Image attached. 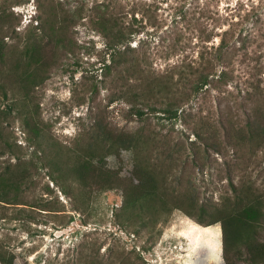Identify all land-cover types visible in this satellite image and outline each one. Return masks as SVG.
<instances>
[{
	"label": "rangeland",
	"instance_id": "1",
	"mask_svg": "<svg viewBox=\"0 0 264 264\" xmlns=\"http://www.w3.org/2000/svg\"><path fill=\"white\" fill-rule=\"evenodd\" d=\"M18 1L22 4L16 5ZM36 2L0 0V11H7V25L11 27L12 37L6 42L13 58L22 50V40L29 28L37 24L32 22L38 13ZM59 3L75 15L72 36L77 54L67 56L63 67L49 72L45 83L33 90L30 99L33 108L38 106L39 119L49 127L51 136L61 143H73L90 129L95 113L102 108L107 109L117 128H136L142 122L131 117L132 103L123 91L134 86L137 77L144 86L152 87L153 94L162 97L169 92L167 83L182 79V89L188 91L197 72L206 70L212 73L210 83L183 108L179 119L167 125L165 132L170 130L171 137L182 140L188 153L198 141L192 131L194 126L204 124L219 131L223 149L220 153H208L203 171L195 168L189 158L192 178L201 196L218 199L228 183L227 162H235L238 157L252 158L250 169L264 179V148L256 155L255 150L244 149L243 157L242 150L236 152L225 142L219 121L234 113L235 121L244 124L242 117L246 112L241 107L264 104V0H55V4ZM107 6L120 16L123 25L135 32L133 41L122 50L138 63L140 72L118 84H114L118 73L109 75L104 67L111 62V55L93 22ZM19 22L15 33L13 28ZM221 72H227L228 79L221 80ZM5 85L7 88L3 89ZM24 96L25 90L18 87L11 72H0V132L15 145L14 155L0 153V174L10 166L13 180L28 186L23 196L25 204L0 202V245H5L7 256L16 255L13 264H79L90 255L111 263L123 250L131 252L136 246V250L149 246V251L142 249L147 264H190L202 246L212 245L221 253L220 260L206 264H226L219 223L208 226L220 229L218 236H213L205 226L177 210L166 224H160L162 234L147 243L148 232L141 237L128 236L115 224L113 210L122 203L121 191L102 192L86 205L80 201L81 210L77 211L73 198H67L55 187L45 171L28 174L30 149L20 120L28 105ZM11 106L13 114L6 115ZM151 120L156 121L152 117ZM107 162L110 168L119 169L122 176L132 175L130 151L124 150L120 158L110 155ZM47 185L52 192L46 189ZM28 201L49 203L50 208H32ZM28 212L48 222L24 220ZM23 222L30 227L25 229ZM37 230L38 234L33 235Z\"/></svg>",
	"mask_w": 264,
	"mask_h": 264
},
{
	"label": "trees",
	"instance_id": "2",
	"mask_svg": "<svg viewBox=\"0 0 264 264\" xmlns=\"http://www.w3.org/2000/svg\"><path fill=\"white\" fill-rule=\"evenodd\" d=\"M36 3L38 13L32 22L37 24L27 31L22 40V50L16 58L8 51L6 42L12 37L11 27L7 25V11H0V72H11L18 87L25 90L24 99L28 101L25 116L20 118L30 149L27 150L30 157L26 172L39 174L45 171L55 187L67 198H73V207L77 211L81 210L80 201L86 205L97 194L121 191L122 203L114 208L113 217L115 224L128 236L141 237L148 232L147 243L153 242L162 234L160 224H166L178 210L205 227L221 224L226 264H264V179L256 170L250 169L252 158L244 160L238 157L235 162H227L228 183L220 191L218 199L207 194L201 196L192 178L189 158L195 168L203 171L208 153L211 150L220 153L223 149L219 131L204 124L194 126L192 131L198 141L188 153L182 140L171 137L170 130L165 132L167 125L179 119L183 108L207 87L212 73L199 70L188 91L182 89V79L171 81L166 86L169 92L162 97L153 94L152 87L144 86L142 79L137 77L135 85L125 89L123 96L132 103L131 117L141 121V125L133 129L117 128L110 121L107 109L102 108L95 113L89 130L81 133L71 144L61 143L51 136L49 127L42 124L39 108L37 105L33 108L30 99H33V90L45 83L49 72L63 67L67 56H76L72 36L75 15L60 3L55 4V0H37ZM21 4L22 1L16 2V5ZM93 22L105 38L111 55V62L104 67L109 75L118 73L114 84L136 76L140 72L138 63L130 60L122 50L133 41L135 32L130 26L123 25L120 16L109 6ZM20 23L13 28L15 33ZM219 76L221 80L228 79L229 74L221 72ZM4 94L7 96V92ZM241 108L246 112L241 116L244 124L235 121L234 113H228L219 120L225 134L223 137L236 152L242 150L243 157H246L244 149L255 150L253 155H256L259 149L264 148V104L256 102L249 108ZM13 111L11 106L5 114H13ZM16 113L18 115L19 112ZM14 146L0 132V153L14 155ZM124 150L133 154L134 168L129 177L122 176L119 169L110 168L107 162L110 155L120 158ZM33 161L34 164L31 163ZM5 170L0 174V202L15 204L20 201L25 204L23 196L28 186L13 180L10 166ZM46 189L53 191L49 185ZM27 205L43 210L50 208L49 203L28 201ZM28 219L48 222L39 220L30 212L24 218ZM22 226L25 229L30 227L25 222ZM38 232L32 233L37 235ZM137 247L131 252L123 250L111 263L90 255L82 258L79 264H147L142 249L149 251V246H141L140 250H136ZM7 252L5 245L1 244L0 264L14 263L16 255L7 256Z\"/></svg>",
	"mask_w": 264,
	"mask_h": 264
},
{
	"label": "bare ground",
	"instance_id": "3",
	"mask_svg": "<svg viewBox=\"0 0 264 264\" xmlns=\"http://www.w3.org/2000/svg\"><path fill=\"white\" fill-rule=\"evenodd\" d=\"M205 230H210L211 234L213 236H218L220 233L219 228H210V227H205ZM218 243V242H217ZM216 244V241H215ZM210 245V244H209ZM216 247L213 245L210 247H205L202 246L199 252H196L195 256L192 258V260L189 262L190 264H206L210 260H220V254L216 252Z\"/></svg>",
	"mask_w": 264,
	"mask_h": 264
}]
</instances>
